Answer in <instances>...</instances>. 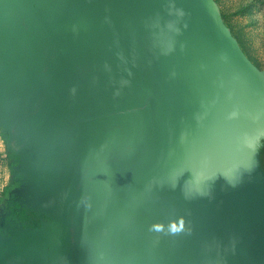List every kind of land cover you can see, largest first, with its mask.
Returning <instances> with one entry per match:
<instances>
[{"label":"rangeland","instance_id":"rangeland-1","mask_svg":"<svg viewBox=\"0 0 264 264\" xmlns=\"http://www.w3.org/2000/svg\"><path fill=\"white\" fill-rule=\"evenodd\" d=\"M191 4L194 7L193 19L185 21L187 30H193V54L184 55L183 61L199 64L202 72L200 82L205 92L203 100H215L218 112L222 114L231 95L234 100L236 98L225 60L224 42L230 45L245 89L246 105L232 167L220 171L221 150L227 134L216 136L212 129L209 136L210 189L211 192L216 190L219 198L225 195L229 207L234 196V179H238V174L242 173V180L245 178L254 184L264 178V0H194ZM42 9L40 7L38 11ZM164 10L159 6H91L88 1L74 7L69 1L65 7L49 8L51 20H56L57 15L62 18L59 23H51L53 28L49 35L40 27L28 38L14 29L8 16L0 18L4 22L0 24V230L6 228L4 218L14 203L38 210L46 209L49 204L55 207L51 203L56 201L58 190L64 185L59 176L62 174L63 178L66 169L63 163L59 168L58 144L63 138L72 139L73 131L77 134L88 131L93 145L102 144L104 147L110 143L106 146L110 148L106 157L108 164L99 166L100 157H97L91 174L97 179L99 177L101 186L110 194H121V190L122 195L130 193L131 196L124 199L123 207H119L128 208L133 213L128 216L129 222L122 225L124 229L134 231L128 232V238L124 236L121 240L119 237L116 239V231L108 232L105 240L111 251L106 254L105 248L102 251L96 246L77 248L66 240L62 241L58 224L36 233H14L12 240L0 235V264H9L11 251L17 249L15 240L23 244L19 252L29 254V262L23 259L19 264H111V256L113 260L122 256L123 264H155L154 255L151 259L148 253L149 257L143 261L138 251L137 243L141 238L136 226H139V220L147 221V216L138 214L137 195L132 197V190L126 187L129 182L140 185L145 176L150 190L153 189L151 181L154 176L165 180L187 173L194 177L197 192L199 184L196 180L203 173L199 150L206 146L205 136L200 134L194 136L193 143L199 150L183 144L185 136L178 133L176 120L170 118L166 100L170 91L169 78L173 73L175 77L176 70L160 71L159 68L176 62L177 56L175 46H169V34L172 32H169L167 23L172 17H167ZM196 15L202 19L207 32L199 28ZM121 34L131 41L139 36L146 44L148 54L144 56L141 68L150 92L146 98V109H149L151 125L153 82L155 78L162 79L161 119L155 120L159 140L155 148L156 151L157 147L161 149L155 156L154 137L151 135V150L145 154L144 165L137 163L138 153L132 146L134 140H131L133 135L126 131L130 123L133 126L137 124L129 117L134 102L121 100L120 92L115 93L118 85L112 90L107 106L104 102L107 98L104 100L103 97L111 91L110 83L115 84L118 79L117 68L134 57L129 54L134 45L120 39ZM190 100L194 104L192 94ZM107 113L108 122L105 120ZM103 128L106 134L101 136ZM203 137L204 143H201ZM126 140H131L129 149L126 148ZM183 146H187V150L179 149ZM97 149L100 148L94 146L95 154L100 151ZM181 157L193 165H177ZM79 171L83 173L82 168ZM196 224L195 220V228ZM215 225V216L211 214V230L207 233L210 236ZM155 232L147 230L146 233L153 237ZM170 233L176 243V232ZM207 234H203V239ZM193 237L194 242L199 239L196 230ZM98 258L104 259L100 263Z\"/></svg>","mask_w":264,"mask_h":264},{"label":"crops","instance_id":"crops-1","mask_svg":"<svg viewBox=\"0 0 264 264\" xmlns=\"http://www.w3.org/2000/svg\"><path fill=\"white\" fill-rule=\"evenodd\" d=\"M67 1H71L74 7H80L83 2L88 1L91 6L129 8L159 6L166 9L164 11L167 17H172L171 21L167 23L169 24V32H172L169 34V46H175L177 56L176 62L168 64L169 66L164 64L165 68H159L160 71L170 70L172 72L176 70L175 77L173 73L169 78L170 91L168 101L166 100L169 103L170 118L176 120L178 133L185 136L183 144L190 145L192 148L193 143H195L194 136L199 134L205 136L206 146H201L200 150L193 146V149L201 151L203 169L206 164L209 165L210 133L213 132L216 136H222L229 132L235 102L231 95L229 101L227 100V107L220 114L215 100L212 102L203 100L205 92L200 82L202 72L199 64L195 65L194 62L183 61L184 55L189 53V56H192L194 44L193 30H187L185 19H188L186 16L188 13L183 4L179 0H0V18L4 15L8 16V21L14 24V29L26 38L40 27H42V32L49 35L51 23L55 21L59 23L62 19L57 15L56 20H51L49 8L65 7ZM40 7L44 9L39 12L38 8ZM1 23L4 22L0 20ZM35 24L38 25L35 26ZM121 35L120 39H125L127 43L131 42L134 45L133 51L129 53L134 57L129 59L128 63L121 68H117L118 79H116L115 84L114 82L110 83L111 91L109 94L105 93L103 97H105L104 100L107 98L104 101L107 106L108 99H111V93H113L112 90L118 85L115 93L120 92L121 100L127 103L134 102L133 111L129 117L136 120L137 124L135 125L138 127L130 123L126 131L133 135L131 140H134L132 146L138 153L137 163L141 162L144 165L145 154L151 150L152 144L154 145L155 156L156 152L161 149L157 147L156 151L155 148V144L159 143L156 136L158 131H156L155 120L161 119L162 79L155 78L153 94L150 95L154 103L152 126L150 124L151 116L148 113L149 109H146V98L150 92L148 85H146L143 68H141L143 67L144 56L148 54L146 44L144 39L139 36L131 41L129 37L124 38V35ZM188 48L189 52L187 51ZM179 57H182L181 61H178ZM195 76L196 79H194ZM191 94L195 98L194 104L190 100ZM135 95L136 97L133 98ZM108 115L107 113L106 121H109ZM99 118H102V115ZM219 120H221L220 123H218ZM71 133L73 134L72 139L63 138L58 144L59 168H61L62 163L66 168L63 178L62 174L59 176L60 182H64V185L59 188L56 201L51 203L55 207H51L49 204L46 208L55 213L57 219L52 224L43 226L39 231H44L47 227L58 224L62 241L66 240L67 243H72L77 248L96 246L99 251H102L103 248L106 250L108 244L105 237H108V232L116 231V239L119 237L121 240L124 236L128 238L130 235L128 232L133 231L132 229H124L122 225L129 222L128 216L133 213L129 212L128 208L119 207H123L124 199H128L130 193L122 195L123 191L121 190V194H110L101 186L99 177L97 179L91 174L92 166L97 164L95 163L97 157H100L99 166L102 163L108 164L106 157L110 149L107 147L110 143L108 142L104 147L102 144L95 145L94 143L93 145L91 134L88 131L79 134L76 131ZM97 133H100V129H97ZM104 134L106 132L103 128L101 136ZM151 135L154 137L152 144ZM131 140H126L127 149H129ZM196 142L198 143V141ZM201 143H204V137ZM94 146L100 148L97 150L102 152L101 155L100 151L97 154L94 153ZM179 149L187 150V146ZM140 153L142 155L141 160L139 159ZM177 161V165L181 167L193 165L184 157ZM69 168L72 170L69 171ZM79 168H82L83 173L79 171ZM259 172L261 173L260 170ZM142 178L143 182L140 185L129 182V186L126 188L132 190V197L137 195L138 214L147 216V221L139 220V226H136L139 230V232L137 231L138 236L141 238L137 247L143 261L149 257L148 253H150L151 259L154 255L153 262L155 264H211L208 234L203 239L204 231L208 229L202 223V215L209 210V201L208 196H206V206H204V193L201 190L195 192L194 177L187 173L172 176L165 180L161 176L158 178L154 176L151 181L153 189L150 190L147 188L145 176ZM208 179L209 176L202 173L200 179L196 180L199 188H203ZM234 183L235 211L233 208V212L224 211V215L228 214L230 217H228L227 222L223 223L218 244L219 264H264V178H261V181L259 179L254 184L253 181L250 183L245 178L242 180L241 173V175L238 174V179H234ZM232 213L234 214V221H232ZM195 218L197 228L194 227ZM124 230L126 231L124 232ZM147 230L156 232L151 237L146 233ZM195 230L199 239L194 242ZM171 231L176 232L175 238L178 239L176 243L170 233ZM36 232L38 231L31 233ZM119 232L120 234H118ZM244 232L245 235H243ZM27 233L21 232L19 235ZM15 243L17 249L14 252L11 251L9 264H19V261L23 259L28 261L29 254L19 252V247L23 245L22 242L15 240ZM84 244L86 245L83 246ZM118 246L119 243L115 245V248ZM102 259L98 258V261L100 260L101 263ZM110 263L123 264L122 256L118 260H113L111 256Z\"/></svg>","mask_w":264,"mask_h":264},{"label":"water","instance_id":"water-1","mask_svg":"<svg viewBox=\"0 0 264 264\" xmlns=\"http://www.w3.org/2000/svg\"><path fill=\"white\" fill-rule=\"evenodd\" d=\"M190 1L179 0V2L183 4L186 12L188 13L186 16L190 19H193L194 7L191 3L192 2L194 3V0H192L191 3H190ZM195 18H196V22H197L199 28L201 29V31L207 32L208 31L207 27L203 23L200 16L196 15ZM224 55H225V60L227 63L228 71L230 72V75L232 77L231 81L234 85V88L236 89V98L234 100L235 104L233 107V116H232L231 126L229 128V132L227 133V138L223 142V147L221 150L222 155H221V160H220V171H224L225 169L232 167L234 165L235 157H236V153H237V149H238V139H239L238 136H239V130H240V125H241V120H242V114H243L244 106L246 105V95H245L243 79H242L241 73H240V71H239V69L235 63V60L233 58V54L231 52V48H230V45L228 42H224ZM210 159H209V165L206 164V166H204V169H203V174L209 176L208 182H205L203 185V188L200 187L199 190H201L204 193L203 194L204 195V206H206V201H205L206 196H208V201H209V204H208L209 210H208V212H206L207 214L204 213L202 215V223L204 224V227H206L208 230L209 229L211 230V228H210L211 227L210 226V215L211 214H213L215 216V219H216L215 228L212 229L213 233L211 234V236H210V234H208V236H209V244H210V249H211V251H210L211 264H219L218 244H219V240H220V237L222 234L223 223L227 222L228 217H230V215H228V214L224 215V211H226L227 213L230 211L233 212V210L235 208V202H234L235 189H234V196H233V199L231 202V206H229V207H227V205H226L225 195L224 196L222 195V198H219L218 195L216 194V190H215V192H213V191L211 192L210 183H211V179H212L211 177L212 176L210 174ZM234 187H235V183H234ZM217 201H218V203H217ZM217 204H218V206H217ZM232 208H233V210H232ZM204 210H205V208H204ZM39 211H47L49 213H52L51 211H48L47 209H42ZM52 214H55V213H52ZM231 217L233 218L232 221H234V214L233 213H232ZM56 219H57V215H56ZM56 219L53 222H55ZM195 220H196V218H195ZM53 222H51L50 224H52ZM50 224H47V225H50ZM43 226H45V225H43ZM41 228L36 229V230H32V232L38 231ZM208 230L204 231V233L207 234ZM26 231L30 232L31 230H26ZM26 231H17V232H26ZM17 232H14V233H17ZM13 234H12V237H13ZM11 240H12V238H11ZM109 250L111 251V249L109 247H107L106 251H109ZM113 250H115V249H113ZM113 250H112V254L114 252Z\"/></svg>","mask_w":264,"mask_h":264},{"label":"trees","instance_id":"trees-1","mask_svg":"<svg viewBox=\"0 0 264 264\" xmlns=\"http://www.w3.org/2000/svg\"><path fill=\"white\" fill-rule=\"evenodd\" d=\"M55 219V214L14 203L4 218L6 228L0 230V235L5 239H11L14 232L36 230Z\"/></svg>","mask_w":264,"mask_h":264}]
</instances>
